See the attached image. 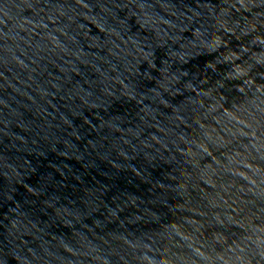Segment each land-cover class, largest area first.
Returning <instances> with one entry per match:
<instances>
[{"label": "water", "instance_id": "obj_1", "mask_svg": "<svg viewBox=\"0 0 264 264\" xmlns=\"http://www.w3.org/2000/svg\"><path fill=\"white\" fill-rule=\"evenodd\" d=\"M0 264H264V0H0Z\"/></svg>", "mask_w": 264, "mask_h": 264}]
</instances>
